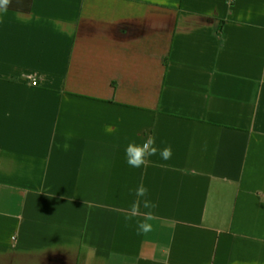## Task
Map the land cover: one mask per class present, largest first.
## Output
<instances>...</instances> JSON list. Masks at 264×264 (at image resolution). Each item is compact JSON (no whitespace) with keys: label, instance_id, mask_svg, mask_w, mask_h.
Listing matches in <instances>:
<instances>
[{"label":"crops","instance_id":"crops-1","mask_svg":"<svg viewBox=\"0 0 264 264\" xmlns=\"http://www.w3.org/2000/svg\"><path fill=\"white\" fill-rule=\"evenodd\" d=\"M7 7L0 264H264V0ZM146 132L172 157L130 167Z\"/></svg>","mask_w":264,"mask_h":264},{"label":"clouds","instance_id":"clouds-1","mask_svg":"<svg viewBox=\"0 0 264 264\" xmlns=\"http://www.w3.org/2000/svg\"><path fill=\"white\" fill-rule=\"evenodd\" d=\"M10 0H0V12H7ZM159 153L162 160H170L172 157V148L166 145L158 148L156 137L152 133H147L145 138L140 142H129L125 147L126 163L133 168L147 167L149 157ZM133 191L135 199L132 200L127 209L123 210L125 221L137 219V234L146 235L153 231V222L158 220L155 209L158 205L148 198L149 190L141 182ZM143 209V211H142ZM95 257V250L89 249L84 264H92Z\"/></svg>","mask_w":264,"mask_h":264},{"label":"built area","instance_id":"built-area-1","mask_svg":"<svg viewBox=\"0 0 264 264\" xmlns=\"http://www.w3.org/2000/svg\"><path fill=\"white\" fill-rule=\"evenodd\" d=\"M31 82H32V83H34L35 81H34V80H32Z\"/></svg>","mask_w":264,"mask_h":264}]
</instances>
